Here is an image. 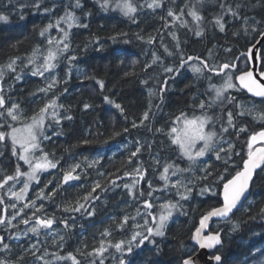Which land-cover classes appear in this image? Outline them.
Returning a JSON list of instances; mask_svg holds the SVG:
<instances>
[{
  "label": "snow or ice",
  "instance_id": "obj_1",
  "mask_svg": "<svg viewBox=\"0 0 264 264\" xmlns=\"http://www.w3.org/2000/svg\"><path fill=\"white\" fill-rule=\"evenodd\" d=\"M217 2L220 12L211 21L214 32L224 34V39L227 41L228 25L240 21L241 26L231 33L232 37L239 39L241 32L245 37L251 36L239 55H233L234 48L231 44L223 45L224 53L231 56V59L216 58L214 53L218 50V42L207 50V56L186 55L182 48L178 36L180 29H186L197 38H203L205 35V17L197 8V4L202 5L204 0H185L184 6L179 11L169 7L166 15L160 16L162 28L157 29L155 35L150 34L145 37L136 34L138 40L155 49L151 51L150 62L144 64V72L147 73L153 67L160 68L161 72L140 79V84L147 89L148 107L139 119L131 121V129L147 127L154 135L162 134L169 141V147L175 151L176 160L169 158L163 165L160 163L159 154L152 157L155 165L152 170L159 171L158 180L163 183L158 185L148 178L149 169L145 163L138 161V157L145 148L151 153L152 144L137 139L134 142L135 150L131 151L127 158V163L135 164V167L131 171H123V175H119L120 169L107 175L103 172L98 173L104 177L103 181L99 179L94 181L91 190L79 199L57 205V209L64 214L60 217L55 213L48 214L46 202H53L58 195L69 188L84 187L81 181L87 177L86 169L100 165L101 159L89 160L88 157H84L83 161L64 167L55 153L45 150L43 143L51 142L53 136L63 135L62 122L73 119L72 115L66 114L67 110L59 101L61 95L68 93L66 85L71 78V68L73 63L80 59L75 52L86 53L90 46L94 47L95 51L102 52L105 50L104 45L97 36L85 43L83 48L78 46L73 50L72 30L87 29L89 25L76 15L77 9H83L81 0H69L62 15L49 20L39 28L38 35L41 40L29 53L10 57L7 63L0 64V157L5 156L10 148L11 157L16 159L14 171L9 172L0 168V206H2L0 264H24L25 256L32 257V264H59L61 261L83 264V261L71 252L67 255L60 254L65 248L66 237L75 235L78 219L95 218L96 205L101 199L100 193L119 189L121 185L129 201L136 205L135 214L123 211L119 218L110 217L114 227L110 225L104 228L100 233L98 246L89 251L85 244L83 251L78 250L80 256L91 258L89 264H105L109 256L113 264H136L135 257L148 246L156 249V254L159 255L160 244L167 235L170 222L177 215H187L184 205L196 196L215 198V202L201 214L198 225L191 232V244L180 242L181 254L176 264H227V258L222 252L225 229L217 226L214 230L211 222L224 223L230 229V234L238 232L242 224L238 222L229 224V222L251 195L257 170L264 173V127L259 131H252L247 135V139L242 141L241 136L248 133V127L246 124L238 123L247 116L264 121V109L257 111L255 102L249 107L234 94L247 93L252 98H259V102L264 104V31L261 30L264 28V22L242 16L239 2L235 6L229 3V0H217ZM96 3L105 12L110 8L113 11L118 10L133 23L136 22L138 11L147 8L155 12L165 7V0H145L143 4H136L134 0H96ZM25 7H31L35 14L43 16H49L54 11L53 8L44 6V0H28L27 4L20 5L21 21L26 20L23 14ZM90 15L91 12L84 13L85 17ZM188 17L191 19L189 20ZM229 17L231 20L228 19ZM2 26H13L9 14L0 13V30ZM53 31L56 35L52 34ZM165 35L175 42L173 48L166 43ZM118 36L127 37V33H118L109 39L117 44ZM257 36L260 39H257ZM157 39L163 54L155 47ZM122 43L127 45L130 41L125 38ZM109 55L118 66H123L125 61L135 54L127 48L114 47ZM169 57L173 58L172 63H166ZM62 59L67 61L69 71L60 78L54 72ZM132 63L133 70L125 72L126 77L138 76L135 71L137 61L134 60ZM186 69L194 74V82L186 84L185 88L197 89L192 97L193 113L189 115L181 111L171 119L169 125L153 129L148 122L161 110L170 85L182 76ZM6 75L13 81V84L7 87ZM26 75L39 77L44 81L43 87H37L30 93L34 98L33 102L38 94H43L42 106L33 111L31 116L24 113L20 102L13 99L10 94L13 85L23 81ZM217 80L220 82L217 83ZM85 81H94L103 94L104 80L82 73L81 84L83 85ZM150 81L155 82V87H148ZM202 81H206L207 86L203 92H200ZM61 84L65 85L62 93L59 91ZM103 103L118 110L120 115L128 120L124 107L109 95H103ZM90 108H93V104L87 102L83 104L84 111ZM216 109H219V112H216ZM197 110L199 114H196ZM53 125L60 130H54ZM50 129H53L51 135L48 134ZM129 133L130 128L123 127L119 131L113 130L103 141L82 139L80 144H99L100 148L107 146L111 151L112 142ZM233 135L236 137L235 140L231 139ZM237 143L240 144L239 151ZM120 144H123L122 140L117 144V150ZM127 146L123 144L125 149ZM99 155L97 149V157ZM212 155L215 161L211 164L206 163V159H210ZM185 161L186 166L182 167L181 163ZM25 165L27 170H24ZM53 169L62 173L55 186L50 191H46L49 185L53 184L52 180H48L34 197L31 196L30 187L33 183L39 185L42 182L41 174ZM126 178L130 182H127ZM142 182L147 183V188L142 186ZM173 192L172 198H163ZM9 209L13 210L10 214ZM258 216L264 218V207L260 208ZM250 219L255 220L257 216H250ZM20 225L25 227L20 229ZM129 226L131 232L125 239L116 241L111 239L113 232H128ZM254 235L264 237V233H254ZM22 238H27L29 243L20 248L13 262L8 258V254L13 250L12 241L17 242L16 247H20ZM48 238H51V246L56 251H49L46 246ZM204 250H209L211 253L207 260L201 259ZM258 252L260 256H264V249H259ZM148 264L153 262L149 261Z\"/></svg>",
  "mask_w": 264,
  "mask_h": 264
},
{
  "label": "trees",
  "instance_id": "obj_2",
  "mask_svg": "<svg viewBox=\"0 0 264 264\" xmlns=\"http://www.w3.org/2000/svg\"><path fill=\"white\" fill-rule=\"evenodd\" d=\"M83 9H77L76 15L81 17L82 22L87 23L89 27L87 29L74 28L72 30V48L76 50L77 47L83 48L93 37H99L101 43L104 45V51L97 52L94 47L90 46L86 53L76 51L80 59L73 63L71 68V78L69 79L66 87L68 93L61 95L60 103L64 105V109L67 110L66 114L72 115L71 121L62 122L63 135L53 136L51 142L44 141L43 146L46 151L55 153L57 159H61L64 167L75 163L77 161H83L84 157H88L89 160L94 158H100L101 163L95 168L86 169L87 177L81 183L84 187H72L66 192H62L58 195L53 202H46V210L48 214H53L57 217L64 215L57 209V205L65 204L69 201H75L84 195L87 191L91 190L92 183L96 180H104L103 176L98 173L103 172L105 175L109 172H116L120 169L119 175H123V171H131L135 164L129 165L127 158L131 151L135 150V141L137 139L142 142L147 141L152 144L151 153L145 148L141 154H139L138 161L143 162L148 167V178L154 180L158 185L162 184V181L158 180L159 171H153L155 168L152 157H156L159 154V160L161 165L165 163L167 159L173 161L176 160V153L169 147V141L162 134H153V131H149L147 127H141L137 129H131V121L133 119H139L143 112L148 107V95L147 89L140 84L141 78L147 76H155L161 72L158 67L149 69L147 73L144 72V64L151 60V46L143 43L136 38V34L139 33L147 37L148 35H155L156 30L162 28L161 15H166L169 7L176 11H179L184 6L185 0H165V7L163 10H156L153 12L147 8L138 11L136 15V22L133 23L128 18L124 17L121 13L108 10L103 11L96 0H81ZM136 4H143L145 0H134ZM239 2L241 4V15L254 18L256 21L264 22V0H229V3L235 4ZM28 0H0V13L9 14L13 26H2L0 30V64L7 63L8 59L13 56H24L31 51V49L40 42L41 38L38 35L39 28L44 24H47L49 20H54L56 17L62 15L65 8L69 4V0H44V6L53 8L54 11L49 16H43L35 14L34 9L31 7H25L23 14L26 17L25 21L19 19L20 5L27 4ZM197 8L201 14L205 17L206 32L203 38H197L193 33L188 32L186 29H180L178 36L181 40L182 48L185 50V54L199 55L204 54L207 56V50L218 42V50L214 53L218 60L225 58L231 59L223 51V45L226 43L231 44L234 48L233 55H239L240 51L244 50V46L247 41L251 39V36L245 37L241 32L239 39L232 37L231 33L240 28L241 22L236 21L234 24L228 25V40L225 41L224 34L214 32L211 21L212 18L220 12V7L217 0H204V7L197 4ZM85 12H91L90 16L85 17ZM190 20L191 18L188 17ZM231 20V17L228 18ZM16 25H22V27H15ZM264 31V28L261 29ZM127 33V37H117V44H114L109 37L118 33ZM55 34V31L52 33ZM11 37V39H8ZM127 38L130 43L125 45L122 40ZM260 37L257 36V39ZM165 41L170 48L174 47L171 38L165 35ZM186 41V43H185ZM255 41H253L254 43ZM12 45H16L13 47ZM114 47L127 48L135 55L130 56L123 66H118L117 62L113 60L109 53ZM156 49L163 54V49L159 48V41L157 39ZM147 53V55H145ZM71 54V53H70ZM178 59V56H177ZM137 61L135 64V71L138 76L124 75L125 72L133 70V61ZM173 58L169 57L166 63H172ZM243 66V65H241ZM68 65L66 60H61L58 68L55 71V75L63 78L68 73ZM82 73H88L94 75L99 79L105 81V89L103 94L100 93L99 87L94 84V81H85L81 84ZM6 87L9 84H13V81L8 75L5 77ZM194 82V74L190 70H185L184 74L176 79V81L170 85L169 91L166 94L165 102L156 116L150 119L149 126L154 128L165 127L170 124L172 118L179 115L181 111L187 112L189 115L193 113L192 97L196 93L197 89L193 88L188 90L185 88L186 84ZM219 83L220 81H216ZM44 81L39 77L25 76V79L18 84L13 85V91L10 93L13 99L20 102L24 113L31 116L33 111L38 110L43 103V94H38L34 98L30 93L34 92L37 87H43ZM207 86L206 81L201 82L199 88L200 92H203ZM65 85L59 86V91L62 93ZM148 87H155V82L150 81ZM183 90V91H182ZM238 96V99L247 104L249 107L255 102L256 110L264 109V104L259 101L243 94L234 93ZM103 95H109L116 102L120 103L128 116V120L121 116L119 111L115 108L103 103ZM93 104V108L87 111L83 110L84 103ZM198 103V101H197ZM155 111V109H154ZM219 112V109H216ZM199 114V111H196ZM238 123L246 124L248 127V133L242 134L241 140H246L247 135L252 131H259L264 127V121L259 119H253L252 116H247L244 120L238 121ZM123 127H129L130 133L123 137H118L116 141L112 142V150L109 151L107 146L100 148L99 144L81 145L82 139L103 141L107 139L113 130H121ZM54 130H60L57 126L53 125ZM50 129L48 134H52ZM236 139L235 135L231 138ZM123 144H127V149L120 144L119 150H117V144L120 141ZM133 141V143H128ZM97 149H99V157H97ZM237 150H240V144L237 143ZM10 148L5 156L0 157V168H4L6 171H14L16 159L11 157ZM75 157V159H72ZM239 159L238 157L236 158ZM215 161L214 155L210 159H206V163H213ZM22 163V162H21ZM218 165V162H217ZM181 166H186V161L181 163ZM24 170H27V166H24ZM222 171V169H220ZM42 182L39 185L33 183L30 187V195L35 196L39 188H42L44 183L48 180H52L53 184L49 185L46 191H50L55 186L57 180L62 173L57 170H49L48 173H43ZM127 180V178H126ZM130 182V180H127ZM117 183H121L117 181ZM142 186L147 188V183L142 182ZM99 191V190H98ZM157 195H160L157 193ZM101 199L96 205L97 214L94 219H78L77 227L75 229V235L66 237L65 248L61 255H67L71 252L77 255V258L83 261V264H89L91 258H86L78 254V250L83 251L85 244L90 251L93 247L98 246L100 240V233L104 228L113 225L110 217H117L122 214L123 211H127L130 214H135L136 205L132 204L127 197L122 185L119 189H111L106 193H100ZM174 192L171 195H166L165 199L172 198ZM128 202V203H125ZM215 202V198H201L199 196L194 197L189 202L185 203V210L187 215H177L173 221L170 222L167 229V235L162 239L159 255L156 254L157 250L148 246L142 252L135 257L136 264H148L149 261L153 264H176L177 258L180 256V242L184 241L186 245H190L191 232L194 231V227L198 225L199 218L202 213L208 210L209 206ZM264 207V173L258 172L255 176L254 183L251 187V195L244 203L243 207L236 212L233 220L229 222H238L242 224V227L238 232L230 234V229L222 222H213L212 228L215 230L217 226L225 229V243L222 249L225 257L227 258V264H264V256H260L258 250L264 249V237L254 235V233H264V218L258 216L259 210ZM2 208V206H0ZM9 214L13 211L9 209ZM27 211V210H26ZM134 212V213H133ZM250 216H257V219L252 220ZM83 225V230H81ZM62 228V225L60 226ZM131 232L129 226L128 232H113L111 239L113 241L125 239ZM6 234V233H5ZM43 240L44 237L42 236ZM15 241H12L13 250L8 254V258L15 261V256L20 252V248L29 243L27 238H22V244L20 247H16ZM50 252L56 251L51 246V238H48L46 245ZM151 249V250H149ZM114 252V249L112 250ZM255 253V255H253ZM70 262L71 261H66ZM65 261L59 262V264H67ZM24 264H32V257L25 256ZM105 264H113L111 257L105 261Z\"/></svg>",
  "mask_w": 264,
  "mask_h": 264
},
{
  "label": "water",
  "instance_id": "obj_3",
  "mask_svg": "<svg viewBox=\"0 0 264 264\" xmlns=\"http://www.w3.org/2000/svg\"><path fill=\"white\" fill-rule=\"evenodd\" d=\"M260 39V38H259ZM246 95H248L249 97H251L250 96V94H247V93H245ZM252 98V97H251ZM253 99H255V100H258L259 101V98H253ZM259 172V170H257V173ZM256 176V175H255ZM255 176H254V179H255ZM250 196V195H249ZM249 196H248V198H249ZM248 200V199H247ZM246 200V201H247ZM246 201H244V203L246 202ZM244 205V204H243ZM213 222H216V221H213ZM213 222H211V225H212V223ZM211 253L209 252V250H204L203 252H202V254H201V259L202 260H207V257H208V255H210Z\"/></svg>",
  "mask_w": 264,
  "mask_h": 264
},
{
  "label": "rangeland",
  "instance_id": "obj_4",
  "mask_svg": "<svg viewBox=\"0 0 264 264\" xmlns=\"http://www.w3.org/2000/svg\"><path fill=\"white\" fill-rule=\"evenodd\" d=\"M204 7V3L202 4V8ZM110 11H113L111 8L109 9ZM118 10L114 11L117 12ZM119 12V11H118ZM120 13V12H119ZM56 35V33L54 34ZM56 71V70H55ZM55 73V72H54ZM185 207V206H184ZM134 213V212H133ZM25 226L24 225H20V229H23ZM67 264H69L70 262H66Z\"/></svg>",
  "mask_w": 264,
  "mask_h": 264
},
{
  "label": "bare ground",
  "instance_id": "obj_5",
  "mask_svg": "<svg viewBox=\"0 0 264 264\" xmlns=\"http://www.w3.org/2000/svg\"><path fill=\"white\" fill-rule=\"evenodd\" d=\"M246 95V94H245ZM248 96V95H247Z\"/></svg>",
  "mask_w": 264,
  "mask_h": 264
}]
</instances>
